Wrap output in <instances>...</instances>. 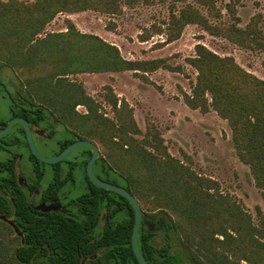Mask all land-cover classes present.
<instances>
[{"label":"trees","instance_id":"1","mask_svg":"<svg viewBox=\"0 0 264 264\" xmlns=\"http://www.w3.org/2000/svg\"><path fill=\"white\" fill-rule=\"evenodd\" d=\"M138 1L0 0V89L13 94L7 89L4 75L6 68L13 67L22 76L21 85L28 96L25 118L31 124L44 126L50 136H64L61 147L95 139L104 145L106 159L98 167H107L109 181L126 188L151 212L146 218L154 229L142 223L139 233L140 250L150 264H264V213L260 208V223L256 225L238 203L219 193L216 181L196 174L174 158L158 132L149 130L144 139H136L134 135L142 131L133 108L120 100L112 87L106 88V101L116 113V122L100 112V106L82 83L70 78L115 72H134L146 78L145 74L159 69L173 70L166 60L125 59L116 45L80 32L70 20L67 31L39 37L61 13L94 10L120 15L122 3L133 6ZM160 1L175 4L167 42L178 40L186 26L195 24L240 47L256 44L264 50L261 14L255 15L245 28L231 25L221 29L210 22V16L189 3L194 1L206 7L210 15L214 0ZM178 2L186 5L176 11ZM195 50V57L189 58L188 63L197 70V80L192 94L184 95V101L193 110L204 114L214 110L228 121L239 159L251 167L264 198V80L247 72L233 57H221L202 44L196 45ZM78 106H84L86 113L77 111ZM13 110L22 111L16 105ZM85 148L86 158H90L91 151ZM10 167L6 162L0 163L1 174H8ZM92 189L93 193L87 196L91 201L87 205L91 207H102L96 192L108 194V221L107 243L86 247L93 254L100 253L99 262L91 264H103V259L107 264H141L132 247L133 206L119 194L94 185ZM15 215L25 241L22 243L14 230L0 220V264H81L83 246L77 245L72 234L76 228L58 226L59 220L53 214ZM58 230L67 234L58 235ZM159 233L164 237L161 246L155 243ZM177 238L178 246L174 244Z\"/></svg>","mask_w":264,"mask_h":264},{"label":"rangeland","instance_id":"2","mask_svg":"<svg viewBox=\"0 0 264 264\" xmlns=\"http://www.w3.org/2000/svg\"><path fill=\"white\" fill-rule=\"evenodd\" d=\"M189 3L200 9L204 15L210 16V22L221 29L231 25L245 28L255 15L261 14L263 21L260 28L264 32V0H214V10L210 15L206 7L194 1ZM185 5L186 3L178 2L175 10L178 11ZM174 6L171 1L139 0L133 6L122 3L120 15L94 10L61 13L39 37L67 31V21L70 20L80 32L97 35L116 45L125 59H165L173 70L159 69L145 74L146 78L137 76L134 72L80 74L70 78L82 83L87 94L100 106V112L116 122V113L106 101V88L112 87L113 93L133 108L134 118L142 131V134L134 135L136 139H144L149 130L158 132L174 158L189 166L196 174L216 181L219 193L227 200L238 203L252 216L256 225H259L257 208L264 213L263 189L257 187L251 167L239 159L228 121L222 119L214 110L204 114L189 108L184 101V95L192 94L197 80V70L188 63V59L196 55V45L202 44L221 57H233L247 72L262 80L264 50L259 49L256 44L253 47H240L223 36L209 34L195 24L186 26L178 40L167 42L168 24ZM4 73L7 89L13 94H24L21 74L13 67L6 68ZM4 93L7 92L0 89V118L6 120L10 117L9 98ZM77 111L86 113L87 109L78 106ZM59 130L64 129L59 127ZM64 139L62 136L61 140ZM58 141L53 138L45 143H36L43 156L53 158L59 152ZM92 142L99 147L102 159H106L104 145L97 139ZM86 151L85 147L76 148L66 157V161L79 160ZM24 153L28 157V150ZM45 164L44 169L52 171L53 164ZM83 173L80 168L77 169V179L82 180ZM141 207L145 216L151 213L145 205L141 204ZM216 237L223 239L222 236ZM155 243L157 246L164 243L162 233L156 237ZM175 243L178 246V238Z\"/></svg>","mask_w":264,"mask_h":264},{"label":"flooded vegetation","instance_id":"3","mask_svg":"<svg viewBox=\"0 0 264 264\" xmlns=\"http://www.w3.org/2000/svg\"><path fill=\"white\" fill-rule=\"evenodd\" d=\"M4 94L9 98L10 117L6 120L0 118V132L7 128L10 121L20 118L28 122L34 144L38 151L37 141L45 143V141L53 138L59 140L57 143L59 152L55 154V157L69 146L61 147L60 134L50 136L44 126L31 124L25 118L26 112L24 109L28 106L27 95L23 93ZM14 105L21 108L22 111L14 112ZM18 145L23 147V151L16 148ZM25 150L31 151L27 133L24 125L17 123L4 138L0 139V163L6 162L11 166L7 171L8 174H1L0 171V220L10 226L15 234L21 238L22 243H24V233L16 221L15 214L19 212L31 213L36 216L53 214L59 220L58 226L63 224L65 227L69 225L76 228L72 234L76 236L75 242L77 245L83 246L81 251L84 254L81 256V264H91L93 261L99 262L100 253L93 254L86 247L107 243L108 216L106 208L108 206V194L96 192L98 200L101 198V208H98L99 206L91 207L87 205L91 202L87 196L93 193L92 186L94 185L87 173L88 163L92 158L91 149L90 158H86V155L88 156L87 151L84 152V157L79 160L69 162L64 158L53 166L52 171L44 169L43 165L39 164L41 161L32 151L31 153L34 158L30 156V152L28 157H25ZM39 153L41 152L39 151ZM15 156H17L16 159ZM103 161L100 155V158L93 167V171L99 179L110 182L107 167H98V164ZM13 165H15V168H13ZM79 168L83 172L86 171V174L85 172L83 173L84 177L82 180L77 179L78 175L76 171ZM85 196L86 198L80 199ZM47 207H52V210L44 212L42 208ZM10 222H13V225ZM16 228L20 233L16 231ZM59 234H67V232L62 233L61 230H58ZM44 242L46 240L43 238L42 243ZM105 249L103 247V250ZM102 263L107 264L104 259Z\"/></svg>","mask_w":264,"mask_h":264},{"label":"water","instance_id":"4","mask_svg":"<svg viewBox=\"0 0 264 264\" xmlns=\"http://www.w3.org/2000/svg\"><path fill=\"white\" fill-rule=\"evenodd\" d=\"M17 123H22L24 125L31 151L41 162L55 165V164L61 162L64 158H66L76 148L88 147L91 149L92 158L89 161L88 167H87V173H88V176H89L91 182L99 188L114 192L116 194H119V195L125 197L131 203V205L133 206L134 212H135V223H134V228H133V232H132L133 251H134V254H135L137 260L141 264H150L146 260V258L144 257V255L142 254V252L140 250L139 233H140L142 223L149 225L152 230L154 229V225L151 224L147 220L146 216L144 215L141 204L137 200V198L134 197L126 188L119 186V185H116V184H113V183H110V182H105V181L99 179L94 174L93 167L101 155L99 147L95 143H93L92 141L79 140V141H76L75 143L69 145L65 150H63V152L61 154L57 155L56 157L47 158V157L43 156L41 153H39V151L37 150V148L34 144V141H33V137H32V133H31L29 124L24 119L17 118V119H13L12 121H10L7 128L4 131L0 132V139L4 138L8 134V132L12 129V127ZM42 210L44 212H49L50 210H52V207L42 208ZM10 223L13 225V222H10ZM16 231L18 233H20L17 228H16Z\"/></svg>","mask_w":264,"mask_h":264}]
</instances>
